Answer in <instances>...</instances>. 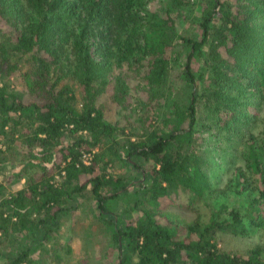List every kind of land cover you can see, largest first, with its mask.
<instances>
[{"label": "trees", "instance_id": "1", "mask_svg": "<svg viewBox=\"0 0 264 264\" xmlns=\"http://www.w3.org/2000/svg\"><path fill=\"white\" fill-rule=\"evenodd\" d=\"M83 199L115 264H264V0H0V264Z\"/></svg>", "mask_w": 264, "mask_h": 264}, {"label": "rangeland", "instance_id": "2", "mask_svg": "<svg viewBox=\"0 0 264 264\" xmlns=\"http://www.w3.org/2000/svg\"><path fill=\"white\" fill-rule=\"evenodd\" d=\"M184 9L186 15H189L192 11L191 7ZM13 80L18 87H23V83L18 78ZM67 141H69L68 138L64 137L63 142L66 143ZM208 146V144H205V147ZM210 156H213L212 153ZM217 161L220 162L221 160L217 158ZM118 170L119 167L113 168V171L117 172ZM230 173L222 166L214 168L216 185L224 186ZM231 200L234 204H238V199L234 196L231 197ZM83 201L77 210L64 216L60 229L54 237V242L47 245H50L52 249L54 248L53 251L61 259L55 258L49 252H46L44 254V264H115L116 250L107 244L108 236L101 232L100 226L96 227V212L89 201L87 199H83ZM172 211L186 220L193 217L190 211L183 209H173ZM217 241L218 246L223 250L244 254L250 248L264 243V228L253 229L246 236L220 234Z\"/></svg>", "mask_w": 264, "mask_h": 264}]
</instances>
